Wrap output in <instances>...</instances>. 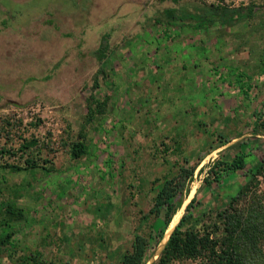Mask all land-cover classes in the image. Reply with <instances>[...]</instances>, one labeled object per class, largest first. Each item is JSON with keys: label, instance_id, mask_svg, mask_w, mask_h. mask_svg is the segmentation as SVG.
I'll return each mask as SVG.
<instances>
[{"label": "rangeland", "instance_id": "374dc122", "mask_svg": "<svg viewBox=\"0 0 264 264\" xmlns=\"http://www.w3.org/2000/svg\"><path fill=\"white\" fill-rule=\"evenodd\" d=\"M203 2L264 4L0 0V204L24 213L10 228L0 221V238L11 233L0 264L27 256L40 264H119L134 236L147 234L140 220L165 180L191 174L174 203L176 224L190 201L193 214H214L244 183L225 167L240 150L251 165L264 151L252 137L256 130L264 139V9L206 36L171 29L167 39L154 24L165 9L193 12ZM104 34L113 53L92 92ZM234 70L251 79L250 90ZM91 94L105 108L90 120ZM75 145L83 151L77 158ZM259 182L264 190V177ZM148 222L159 232L163 215ZM159 244L144 264L157 259Z\"/></svg>", "mask_w": 264, "mask_h": 264}, {"label": "trees", "instance_id": "16d2710c", "mask_svg": "<svg viewBox=\"0 0 264 264\" xmlns=\"http://www.w3.org/2000/svg\"><path fill=\"white\" fill-rule=\"evenodd\" d=\"M261 9H264V4L232 8L203 2L194 6L193 12L186 9H165L154 19V24L162 26L160 33L167 39L171 38V29H175L177 34L188 30L206 36L209 32L221 33L220 30L253 17L254 13ZM112 53L109 35L104 34L94 51L98 68L92 79V92L99 88L100 78H107ZM259 65L264 73V47L259 55ZM232 76L236 83L246 86V91L251 89L247 83L251 81L248 76L235 70ZM88 102V119L104 113L105 102L98 101L93 94L89 96ZM253 135L255 140L264 142L263 138L258 137L256 130L253 131ZM36 143V140L28 142L31 145ZM27 147L28 145H24L22 149ZM4 152L0 149V154ZM81 153L82 148L75 145L72 156L77 158ZM249 157H252L250 153L244 154L240 150L239 155L225 167L228 172L242 173L245 181L235 194L226 200L223 208L214 214L208 211L193 214V200L190 201L152 264H176L184 261H198L199 264H264V190L260 189L259 182V178L264 177V151L257 159L252 160L254 162L252 165L247 160ZM26 164L32 168L37 166L29 160ZM190 176L189 172L182 170L175 184V179H171L158 186L153 206L140 220L141 224L147 225L148 232L146 235L134 236L131 250L122 255L119 264H144L146 258L153 253L175 214L174 203L181 193L180 185L183 184L181 182ZM218 176L219 174L215 175L216 180ZM159 215H163V222L159 232H156L154 224L151 225L148 221L150 216L156 218ZM23 217V210L11 202L0 204V221H3L4 227L10 228V222L22 220ZM10 239L11 233H6L0 238V245L7 244ZM22 264L40 263L27 256L23 258Z\"/></svg>", "mask_w": 264, "mask_h": 264}, {"label": "bare ground", "instance_id": "6f19581e", "mask_svg": "<svg viewBox=\"0 0 264 264\" xmlns=\"http://www.w3.org/2000/svg\"><path fill=\"white\" fill-rule=\"evenodd\" d=\"M177 215H178V214H177ZM176 222H177V218L174 217V218L171 220L168 229L166 230L164 236L162 237V239H161V241H160V244H159V246H158V248H157V252L160 251V250H162V248H163L164 244L166 243V241L168 240L169 235H170L172 229L174 228Z\"/></svg>", "mask_w": 264, "mask_h": 264}, {"label": "water", "instance_id": "95a60500", "mask_svg": "<svg viewBox=\"0 0 264 264\" xmlns=\"http://www.w3.org/2000/svg\"><path fill=\"white\" fill-rule=\"evenodd\" d=\"M173 230V229H172ZM172 232V231H171ZM165 245V244H164Z\"/></svg>", "mask_w": 264, "mask_h": 264}]
</instances>
